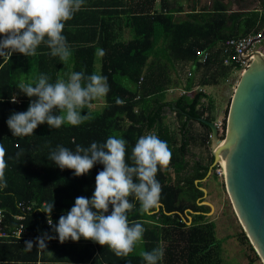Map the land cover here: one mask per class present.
<instances>
[{"label": "trees", "instance_id": "16d2710c", "mask_svg": "<svg viewBox=\"0 0 264 264\" xmlns=\"http://www.w3.org/2000/svg\"><path fill=\"white\" fill-rule=\"evenodd\" d=\"M141 2L138 12L133 10L136 16L129 19L134 32L131 40L120 42L104 38L100 42L105 55L101 57L99 71L95 69L93 47L76 50L72 46L70 41L75 33L67 31L68 21L63 34L69 47L75 50L67 61L52 57L43 44L31 57L20 53H13L10 59L0 57V143L6 149L7 161V187L0 189V210L5 216V232L9 234V238L0 241L24 242L43 233L55 236L48 217L42 212L46 205L53 200L51 220L55 225L74 205L76 197L91 198L95 176L103 166L97 164L87 175L74 176L72 170H61L48 160L50 151L57 145L74 150L76 145L87 147L93 141L102 143L109 135H115L127 141L130 154L139 136L152 132L166 141L172 152L169 168L160 170L156 177L162 187L159 207L154 208L151 215L145 214L130 197L136 206L128 213L129 221L143 224V239L127 257H117L106 246L96 244L101 256L96 258L97 263L144 264L139 252L160 247L164 256L159 264H221L222 241L216 239L215 225L206 218L210 209L198 204L203 200L198 187L213 159L210 153L206 160L195 155L187 159L193 141L190 123H198L203 129L202 144L208 147L210 130L195 117L214 122L217 110L214 98L198 89L223 85L240 70L232 57L231 64L224 65V44L231 38L257 35L263 23L258 13L228 14L219 0L214 2L211 11H191L180 18L174 16L183 11L180 5L177 8L165 5L167 13L158 14L154 11L155 0ZM198 51L209 54L204 64L197 60ZM67 65L71 69L65 70ZM185 68L188 71L182 80L179 70ZM72 71L106 76L110 91L103 97L104 103L97 109L93 108L97 100L86 105L82 115L86 114L88 119L79 126L64 124L50 129L47 124H41L33 135L13 137L6 124L9 115L26 111L30 99H35L23 95L18 85L33 82L41 73L50 76L53 82L67 79ZM173 89L185 93L168 100L167 94ZM194 89L195 92L189 93ZM117 97L125 101L122 106L115 103ZM172 105L179 111L172 110ZM167 113L174 114L178 126L172 128L166 124ZM18 152L21 153L19 159L16 158ZM211 177L216 179L213 173ZM19 204L31 208L22 221L14 219L22 213ZM187 215L191 217L189 225ZM20 225L27 233L15 238L11 234ZM236 238L258 258L243 231Z\"/></svg>", "mask_w": 264, "mask_h": 264}, {"label": "clouds", "instance_id": "9594fccd", "mask_svg": "<svg viewBox=\"0 0 264 264\" xmlns=\"http://www.w3.org/2000/svg\"><path fill=\"white\" fill-rule=\"evenodd\" d=\"M84 3L85 0H0V57L10 59L13 53L31 57L43 44L52 57L67 61L71 52L63 34L65 24ZM97 55L103 57L104 50H98ZM18 88L23 95L35 99H30L26 111L9 115L6 124L13 137L33 135L41 124L50 129L64 124L79 126L88 119L82 115L85 106L110 91L106 76L83 71H72L67 79L54 82L41 73L33 82L20 83ZM115 103L122 106L125 101L117 97ZM20 155L16 153V158ZM5 157L6 149L0 143V189L7 187ZM171 157L167 142L152 132L140 135L130 154L127 141L115 135H109L102 143L93 141L87 147L76 145L74 150L57 145L48 160L61 170H72L79 177L97 164L103 168L95 176L91 198L76 197L74 205L55 225L51 220L53 200L46 205L42 212L55 236L43 233L34 241H25V250L31 251L34 243L36 248L46 249V242L51 239L64 243L83 238L106 246L117 257H127L136 250L145 232L142 223L129 221L128 213L136 206L129 198L139 204L141 212L151 215L162 192L157 173L169 168ZM139 256L144 264H159L164 250H141Z\"/></svg>", "mask_w": 264, "mask_h": 264}, {"label": "water", "instance_id": "95a60500", "mask_svg": "<svg viewBox=\"0 0 264 264\" xmlns=\"http://www.w3.org/2000/svg\"><path fill=\"white\" fill-rule=\"evenodd\" d=\"M189 4L194 9V0H189ZM263 35L264 30L247 49ZM240 59L247 61L248 56H240ZM171 108L179 111L174 105ZM195 119L210 130L209 148L213 160L202 181L212 175L213 168L222 160L224 187L232 209L264 264V54L252 52L249 64L232 90L223 138L219 137L214 122L200 117ZM198 189L203 193V200L198 204L207 206L210 210L206 216H210L214 207L205 200L206 189L201 186ZM187 220L189 225L191 217L188 215Z\"/></svg>", "mask_w": 264, "mask_h": 264}, {"label": "crops", "instance_id": "0c3cea01", "mask_svg": "<svg viewBox=\"0 0 264 264\" xmlns=\"http://www.w3.org/2000/svg\"><path fill=\"white\" fill-rule=\"evenodd\" d=\"M215 1L216 0H194L193 9L189 4V0H155L154 11L158 14L161 12L167 13L168 10L165 8V5L174 6L175 8L180 5L184 11L174 14L176 18H180L191 11L197 13L211 11ZM139 6H142L141 0H85L81 10L76 12L73 18L68 21L67 31H73L75 33L74 39L70 41L72 46L76 47V50L84 46L93 47V49H95V69L99 71L101 57L97 55V52L103 49L100 42L104 38L109 41L114 39L120 42L131 40L134 37V32L129 19L136 16L133 10H137ZM226 12L228 14L231 13L230 10H226ZM68 39H71V37L68 36ZM69 48L70 52L73 53L75 49ZM64 69L67 70L71 68L67 65ZM178 90L180 89L169 91L168 94L170 95L168 96L167 94V99L171 100L176 98L179 93L175 95L174 93L179 92ZM202 90L205 92V88ZM103 103V98L97 99L93 108L97 109ZM164 121L172 128L179 124L174 114L170 113L166 114V119ZM195 125L197 127L199 126L198 123ZM191 133L193 136V141L189 147L191 155L188 156L187 159L197 157L206 160L203 150L206 148L209 154L210 148L209 145L206 147L202 144L201 137L204 133L203 130L197 128L193 131L191 129ZM197 150L199 151L197 152ZM171 177L172 179L174 178L172 171ZM210 177L201 182V187L206 189L207 193L205 200L211 202L214 207V214H216L220 206L216 204L215 199H212V193L209 191L210 188L208 184L210 179L214 180V178ZM206 218L208 219L209 217L206 216ZM28 240L34 241L35 239H27L25 241ZM25 241H0V264H100L99 262L97 263L98 259L96 261V258L100 259L101 257L98 256L95 246L97 243L90 240L80 239L77 242H73L69 239L64 243H60L58 239H51L46 242V249L36 248L34 243L31 251L25 250Z\"/></svg>", "mask_w": 264, "mask_h": 264}, {"label": "rangeland", "instance_id": "374dc122", "mask_svg": "<svg viewBox=\"0 0 264 264\" xmlns=\"http://www.w3.org/2000/svg\"><path fill=\"white\" fill-rule=\"evenodd\" d=\"M253 49L259 50L264 54V39L255 43ZM187 71V68L179 70V76L182 80L185 79ZM242 72V69L234 72L229 80L223 85L218 87H205V93L215 100V107L217 110L216 118H222L225 116L232 90ZM178 93L179 92H176L174 95ZM169 95L170 94H168V96ZM204 104H206V102H204ZM195 124L196 123L193 122L190 123L193 131L197 128L202 129L199 126L197 127ZM222 137H224L223 134ZM198 151L199 150H197V152ZM203 151L205 158L208 159V150L205 148ZM208 187L210 188L209 191L212 193V199H215L216 204L220 206V209L216 212V214L213 212L210 216H208V220L212 221L215 225L216 239L222 241L221 264H249V261L251 260L252 263L250 264H263L259 258H256L254 254L250 252L248 246L242 245L236 238V235L243 231V229L232 209L223 182L217 178L214 180L210 179Z\"/></svg>", "mask_w": 264, "mask_h": 264}, {"label": "built area", "instance_id": "2783aa9c", "mask_svg": "<svg viewBox=\"0 0 264 264\" xmlns=\"http://www.w3.org/2000/svg\"><path fill=\"white\" fill-rule=\"evenodd\" d=\"M260 34L257 35H248L246 37H242V38H231L228 39L225 44H224V49H223V54L225 55L224 58V65H230L231 64V57L232 60L234 61L235 65H238V67L240 68V70L242 69V71L247 67V65L249 64L250 60H251V54L253 51H258L260 53H262L259 50H254L253 46L254 44L251 45V47H248L249 44H251L252 40L255 39L256 37H259ZM208 53L207 52H203V51H199L196 52V57L198 62H200L201 64H204L208 58ZM240 56H248L247 61H242L240 59ZM235 70H238L237 68H235ZM237 72V71H235ZM199 91H203L201 89H198ZM179 94H184L185 92L182 90H178ZM196 89L190 91L189 93L195 92ZM204 92V91H203ZM214 124L219 132V137H222V134H225V128H226V117H222V118H216V120L214 121ZM212 173L214 174V176L223 182L224 184V168H223V161L220 160L217 162V164L215 165V167L212 170ZM18 208H20L21 210V214L16 215L14 217L15 220L18 221H22L24 220L25 217V213L30 211L31 208L30 207H24L23 205L19 204ZM4 213L0 210V239H6L9 238V234L7 232H5V227H4ZM26 230L25 228L20 225L17 229H15L12 232V236H14L15 238H20L21 236H25L26 235Z\"/></svg>", "mask_w": 264, "mask_h": 264}, {"label": "flooded vegetation", "instance_id": "af4514ba", "mask_svg": "<svg viewBox=\"0 0 264 264\" xmlns=\"http://www.w3.org/2000/svg\"><path fill=\"white\" fill-rule=\"evenodd\" d=\"M220 1L226 7V10H230L231 13H236L237 15L258 13L259 18L263 23V26L258 34H260L264 30V0H220ZM262 39H264V35Z\"/></svg>", "mask_w": 264, "mask_h": 264}, {"label": "bare ground", "instance_id": "6f19581e", "mask_svg": "<svg viewBox=\"0 0 264 264\" xmlns=\"http://www.w3.org/2000/svg\"><path fill=\"white\" fill-rule=\"evenodd\" d=\"M199 52V51H198Z\"/></svg>", "mask_w": 264, "mask_h": 264}]
</instances>
